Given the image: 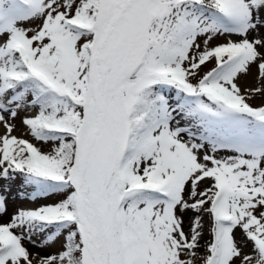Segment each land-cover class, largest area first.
Masks as SVG:
<instances>
[{
  "label": "snow or ice",
  "instance_id": "1",
  "mask_svg": "<svg viewBox=\"0 0 264 264\" xmlns=\"http://www.w3.org/2000/svg\"><path fill=\"white\" fill-rule=\"evenodd\" d=\"M0 129V264H264V0H0Z\"/></svg>",
  "mask_w": 264,
  "mask_h": 264
},
{
  "label": "rangeland",
  "instance_id": "2",
  "mask_svg": "<svg viewBox=\"0 0 264 264\" xmlns=\"http://www.w3.org/2000/svg\"><path fill=\"white\" fill-rule=\"evenodd\" d=\"M217 42H225V38H221V40H219V41H214V43H217ZM213 66H214V64H209L204 70L205 71L210 70L211 67H213ZM255 83L256 82H255L253 77H246V78L241 79L240 86L243 89L245 86H255ZM255 103H259V101H255ZM16 123H17L18 127H17V131L15 134L20 136L23 134L24 130H23L22 126L19 124V121H17ZM0 131H2V129H0ZM25 138H30V137H25ZM2 183L3 182H0V184H2ZM18 185H19V181H17L15 184L12 185V193L10 194L9 200H8V215L0 217V223H8L10 218H11V215L17 209L33 208L36 206L27 200H20V199L14 198ZM48 202H52V201H48ZM26 247H28L29 250L33 253H36L39 251V249L33 247L31 244L26 243ZM48 251H53V249H49ZM41 254L43 255L44 253H41Z\"/></svg>",
  "mask_w": 264,
  "mask_h": 264
}]
</instances>
